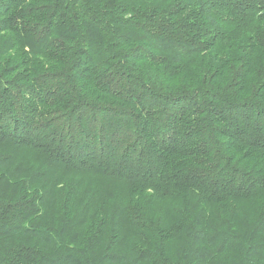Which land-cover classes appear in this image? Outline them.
Listing matches in <instances>:
<instances>
[{"label":"trees","instance_id":"obj_1","mask_svg":"<svg viewBox=\"0 0 264 264\" xmlns=\"http://www.w3.org/2000/svg\"><path fill=\"white\" fill-rule=\"evenodd\" d=\"M0 264H264V0H0Z\"/></svg>","mask_w":264,"mask_h":264}]
</instances>
